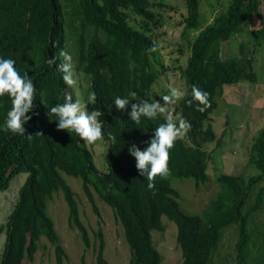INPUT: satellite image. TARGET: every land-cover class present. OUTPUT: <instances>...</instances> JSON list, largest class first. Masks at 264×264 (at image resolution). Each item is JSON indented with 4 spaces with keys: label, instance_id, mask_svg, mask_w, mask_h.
<instances>
[{
    "label": "trees",
    "instance_id": "16d2710c",
    "mask_svg": "<svg viewBox=\"0 0 264 264\" xmlns=\"http://www.w3.org/2000/svg\"><path fill=\"white\" fill-rule=\"evenodd\" d=\"M263 1L230 0L212 23L203 27L201 0H186L183 36L189 30L198 31L191 41L188 63L181 68L188 89L180 108L191 129L170 150V175L157 176L155 187L149 190L129 148L135 144L144 150L156 127L166 123L167 117H142L137 124L128 113L131 103L155 101L152 89L160 73L152 59L156 52L149 51L154 42L157 46L158 21L152 8L163 4L154 0H0V58L15 60L17 71L21 75L27 72L36 88V107L28 113L32 119L25 124L23 136L4 130L12 104L7 93L0 96V193L10 189L16 176L28 174L6 226H0V234L7 236L0 264L33 262L43 236L55 248L57 264H64L68 255L48 214L49 203L59 192H63L68 205L69 226L80 232L85 250L92 247L76 193L63 174L82 181L84 194L97 215L96 196L112 208L124 229L130 264H163L153 235L165 231L163 217L178 227L182 264H211L225 231L231 227L238 232L237 264H249L254 241L251 220L264 208V128L254 137L247 163L259 174L248 178L218 175L220 190L202 215H189L181 209L180 194L171 180L193 179L197 185L210 181V153L205 147L217 141L211 120L224 88L257 80L253 58L244 47L241 57L225 60L222 46L255 21ZM130 13L135 15V23ZM68 34L77 46L75 68L91 76L96 109L104 113L98 120L108 145L106 173L95 166L86 142L74 131L57 130L58 117L48 115L51 107L65 102L67 94L73 97L58 71L61 60L53 66L47 62L61 49L66 50ZM193 86L210 93L211 107L203 113L197 111V101L193 100L191 106L187 103L192 100ZM117 96L129 100L126 110L116 109ZM109 133L115 136L114 143ZM96 240L97 264H109L101 229L96 232Z\"/></svg>",
    "mask_w": 264,
    "mask_h": 264
},
{
    "label": "rangeland",
    "instance_id": "374dc122",
    "mask_svg": "<svg viewBox=\"0 0 264 264\" xmlns=\"http://www.w3.org/2000/svg\"><path fill=\"white\" fill-rule=\"evenodd\" d=\"M163 6L153 7L158 21L156 29L157 48L152 58L155 69L160 73L152 89V98L163 104L162 97L168 95V85L187 92V85L181 68L185 67L191 55V41L198 31L189 30L183 36L185 25L184 15L187 14L186 0H154ZM230 3V0H201L200 14L203 27L212 23L214 17ZM135 15L130 13L132 23ZM264 1L260 14L255 21L245 26L243 33L235 35L222 46V58L241 57V51L253 58L254 69L257 74L255 82H242L238 85H229L224 88L219 101V107L212 115L211 123L217 133V141L207 144L205 149L210 153L208 174L210 181L206 184L195 183L193 179L172 178V186L179 192L178 199L181 209L189 215H202L209 202L214 199L220 190L217 177L220 174L244 175L245 178L259 174L257 168L248 165L250 150L254 137L264 128ZM75 39L68 34L66 51L73 57L76 51ZM77 84L70 87L74 101L79 98L87 105L88 111L96 110V105L88 102L92 90V79L87 73L75 68ZM181 100V99H180ZM180 100L174 106L173 119L182 118ZM167 117L168 112L162 113ZM87 148L94 157L97 169L106 173L109 170L106 155L107 143L101 139L95 144H87ZM28 174L16 176L11 187L0 193V226H6L8 219L18 201L19 191L24 185ZM66 182L76 193L80 207L81 219L88 228L92 247L85 250L80 232L69 226V209L63 192L56 194L50 201L48 214L55 223V228L64 246L68 258L64 264H97L95 244L96 232L103 231L106 239L105 258L109 264H130L131 251L125 241L124 229L116 219L110 206L102 202L97 196V205L100 215H97L83 191L80 179L63 174ZM254 201L251 196L250 203ZM166 226L164 232H154V242L163 255V264H182V251L177 243L178 227L175 222L163 217ZM253 233L252 254L249 264H264V208L256 212L251 220ZM6 233L0 234V261L3 254ZM238 232L236 227L227 229L224 233L221 246L216 251L211 264H237ZM24 264H57L55 248L43 236L40 249L33 262Z\"/></svg>",
    "mask_w": 264,
    "mask_h": 264
},
{
    "label": "clouds",
    "instance_id": "9594fccd",
    "mask_svg": "<svg viewBox=\"0 0 264 264\" xmlns=\"http://www.w3.org/2000/svg\"><path fill=\"white\" fill-rule=\"evenodd\" d=\"M157 50L154 42L149 51L156 52ZM57 59L61 60L58 71L62 73L63 82L69 87L75 86L77 80L75 79L76 72L72 55L61 49L55 57L49 58L47 62L53 66ZM15 63L13 59L0 58V96L7 93L11 97L12 104L7 113L4 130L23 136L26 133L25 124L32 119L28 113L36 107V88L27 72L21 75L17 71ZM168 87L170 92L162 97L163 104L159 101L149 102L141 99L138 100L139 103H131V111L128 113L130 120L139 124L142 117L153 119L158 114L168 112L166 123L156 127L154 137L148 142V146L144 150L135 144L129 148V153L135 157L137 170L148 181L149 190L155 187L154 182L157 176L167 177L170 175V150L174 148L177 140H182L191 129L190 122L185 119H173L174 106L183 98L185 93L171 85ZM191 91L192 100L187 101L189 106L193 100L197 101L199 103L197 111L202 113L211 107L210 93L196 86H193ZM131 95L135 97L136 93L132 92ZM96 101V93L92 92L88 97V102L94 105ZM114 105L117 110L124 111L129 106V100L117 96ZM86 109L87 105L82 103L79 98L73 102L72 95L67 94L65 102L51 107L48 115L50 118L52 116L58 117L57 130L74 131L87 144H95L98 140L103 139L102 123L98 117L103 116L104 113L99 109L94 111ZM37 135H42V133H37ZM108 135L114 143L115 136L111 133ZM31 137L32 135H28L29 139Z\"/></svg>",
    "mask_w": 264,
    "mask_h": 264
}]
</instances>
